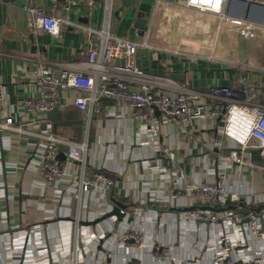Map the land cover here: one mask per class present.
<instances>
[{
	"label": "built area",
	"instance_id": "built-area-1",
	"mask_svg": "<svg viewBox=\"0 0 264 264\" xmlns=\"http://www.w3.org/2000/svg\"><path fill=\"white\" fill-rule=\"evenodd\" d=\"M103 2V28L86 29L89 36L87 60L79 63L83 70H73L67 64L50 69L42 61L36 62V67L30 70V83L36 90L22 102L25 122L15 125L14 119L8 117V102L0 89V149L3 150L7 140H10V137L2 136L4 132L28 138L33 148V155L28 162L0 168V174L2 171L16 173L21 169L41 175L39 180L31 181L32 191L29 195L34 196L39 189L42 201L54 204L53 208L45 204L37 207L38 212L46 216L44 222L62 219L64 216L59 213L60 209L73 207L75 213L72 217V230L68 235H61L54 249L55 255L60 256L65 245H70L67 261L78 264L79 255L92 245L106 241L113 230L111 228L100 234L94 233L91 227H97L108 220L114 223L129 220L127 211L123 209H119L120 217H107L114 208L113 203H107L106 193L115 180L100 170L102 163L109 161V155L103 146L91 142L94 117H130L136 123L135 140L128 147L148 151L149 157L141 159L142 169L152 178L147 190L151 194L155 187L161 189L163 194L158 200L168 207L175 197L167 194V187L176 175L166 167L164 159L157 158L158 154H164L174 159L170 149L162 144L167 126L173 124L179 131L192 135L194 127L198 131V127L204 129L209 121H219L223 124L220 133L230 142V146L218 141L210 149L212 152L217 149L215 160L193 161L191 171L199 174V180L191 181L184 187L190 198L221 208L222 217L210 216L196 205L185 209L181 207L178 211L184 213L186 222L193 220L218 225L221 221V226L226 227L223 233L214 238L212 245L217 246V250L210 264H264L263 249L252 251L247 240V236L251 235L259 244L264 241L259 214L250 212L240 216L231 208L235 202L241 203L238 207L240 209L252 205L254 201H257L255 206L264 204V195H260V200L249 198L248 205H245L240 194L229 190L232 183L229 170L233 164L239 166V174L243 167L264 172V104L255 102L257 95L264 93V67L260 69L263 78L255 89H250L243 81L235 80L230 85H214L198 90L185 82L179 83L171 78L149 74L139 65L141 52L173 54L218 63L220 59L215 56L214 50L219 48L218 41L223 36L236 39L241 48L263 51L264 4L248 0H185V8L201 16L186 28L204 34L206 38L211 36L214 46L210 54L201 53L200 50L192 54L182 47L173 49L168 41L154 42L151 24L141 41L114 36L111 33L114 0ZM162 2L156 0V6ZM71 5L91 10L95 7V0H72ZM20 8L30 17L31 26L41 28L53 36L59 34L64 19L46 12L38 0H25ZM239 66L249 67L245 64ZM69 91L77 93L69 101V106L84 115V136L80 143L58 135L53 124L46 121L45 115H41L60 108L62 94ZM198 144H201V140L196 138L194 145ZM254 155H258V158ZM2 194L9 198L4 191ZM147 202L148 199L143 198L132 208L146 206ZM27 203L31 205L30 200ZM262 213L264 219V210ZM0 219L6 221L7 214L1 213ZM244 220L248 222L242 223ZM181 221L179 218V224ZM42 234L40 224L31 225L16 237L6 234L4 250L7 264H13L15 255L24 250L25 245H34V264H45L47 257L52 261L50 247L41 242ZM141 240V233L138 232L126 231L121 236L122 242L134 243L138 248L142 246ZM153 252L159 264L168 257V249L163 245L154 244ZM24 261L23 257L20 264H25ZM130 264L143 262L137 260Z\"/></svg>",
	"mask_w": 264,
	"mask_h": 264
},
{
	"label": "crops",
	"instance_id": "crops-1",
	"mask_svg": "<svg viewBox=\"0 0 264 264\" xmlns=\"http://www.w3.org/2000/svg\"><path fill=\"white\" fill-rule=\"evenodd\" d=\"M38 1L46 12L64 19L57 36L30 25V17L20 8L25 0H0V89L8 102L7 115L14 119L15 125L26 121L22 102L35 93L29 72L36 67V62L42 61L50 69L67 64L73 70H83L79 63L87 60L89 36L86 29L101 30L104 26L103 0H95V7L91 10L83 6L72 7V0ZM163 1L156 6V0H114L111 33L116 37L141 41L151 24L154 42L168 41L173 49L182 47L192 54L199 50L210 54L214 48L211 36L206 38L204 34L186 28L201 16L189 12L184 6L185 0ZM248 1L264 4V0ZM142 16L146 20L144 30L136 27L137 20ZM218 43L219 48L214 50L215 56L220 59L218 63L173 54L146 53V57H140L139 65L149 74L171 78L179 83L185 82L198 90L214 85H230L235 80L243 81L250 89H255L263 78L260 69L264 67V50L241 48L237 40L229 36H223ZM242 64L249 67H240ZM76 96L75 91L62 94L60 121L65 122L61 126L59 123L55 132L70 141L80 143L84 136V115L69 106V101ZM255 102L264 104V93L257 95ZM72 115L75 118L70 121L69 117ZM222 125L219 121H209L204 129L198 127L197 131L194 127L192 135L179 131L173 124L167 126L162 144L170 149L174 159L164 154H158L157 158L164 159L166 167L176 175L167 187V194L175 197L168 207L158 200L163 194L161 189L155 187L151 194L147 190L152 178L142 169L141 159L149 157L148 151L128 147L135 140L136 123L130 117H94L91 142L103 146L109 155V161H104L100 170L115 180L106 193L107 203H113L119 209L127 211L129 220H119L118 223L108 220L97 227H91L94 233L100 234L111 228L113 230L106 241L92 245L79 255L78 264H130L137 260H142L143 264H159L154 258V244L168 249V257L162 264H210L217 250V246L212 245L214 238L223 233L226 227L221 226V221L218 225L193 220L186 222L184 213L179 212L178 208L196 205L210 216L222 217L221 208L190 198L184 187L191 181L199 180V174L191 171L193 161L215 160L217 149L214 152L210 149L218 141L230 146V142L220 133ZM79 133L80 139L76 137ZM2 136L10 137V140H7L3 150L0 149V168L26 163L31 159L33 148L28 138L9 132L2 133ZM196 138L201 140V144L197 146L194 145ZM237 169L239 166L233 164V168L229 170V178L232 180L230 192L240 194L245 205H248L251 197L260 200V195H264V172L243 167L239 174ZM37 178L39 180L41 175L21 169L16 173L2 171L0 174V214H7L6 221L0 219V264H7L5 235L16 237L34 224L42 226L41 242L51 250L52 261L47 257L45 264L71 262L67 261L66 256L67 251H71L70 245H65L60 256L55 255L54 247L59 243L61 235H68L72 230L75 210L72 206L70 209L61 208L59 213L64 216L62 219L44 222L46 216L38 212L37 207L45 204L46 207L53 208L54 204L43 202L40 196L42 192L37 188L34 196L29 195L32 191L31 181ZM3 191L9 198L2 194ZM143 198L148 199L146 206L132 208ZM27 200H30L31 205ZM255 202L257 201L249 206H255ZM240 204L235 202L230 206L234 211L236 208L240 209ZM82 213L86 215L85 212ZM178 217L182 219L180 224ZM126 231L141 233V248L133 245L134 243L121 241V236ZM247 240L252 251H264V241L259 244L251 235L247 236ZM33 246L25 245L24 250L15 255L13 264H20L23 257L25 264H34Z\"/></svg>",
	"mask_w": 264,
	"mask_h": 264
},
{
	"label": "water",
	"instance_id": "water-1",
	"mask_svg": "<svg viewBox=\"0 0 264 264\" xmlns=\"http://www.w3.org/2000/svg\"><path fill=\"white\" fill-rule=\"evenodd\" d=\"M62 2H64L65 0H60ZM98 1V0H97ZM145 25H146V20L145 18L142 16L140 19L137 20L136 22V27L140 30H144L145 29ZM140 57H146V52L143 53H139ZM124 64V62L122 61V65ZM60 108H55L54 110L47 112V113H43L41 115H45L46 117V121H49L53 124L54 129L57 128L58 125V121L60 119ZM113 206V212L108 215L107 217H111L113 215L120 217V210L117 206ZM264 210V204H257L255 207H250V208H242V209H235V213L236 214H243V215H247L250 212H256L259 214L260 220H261V225H262V231L264 233V219H263V213L262 211ZM248 220H244L242 223H247Z\"/></svg>",
	"mask_w": 264,
	"mask_h": 264
},
{
	"label": "trees",
	"instance_id": "trees-1",
	"mask_svg": "<svg viewBox=\"0 0 264 264\" xmlns=\"http://www.w3.org/2000/svg\"><path fill=\"white\" fill-rule=\"evenodd\" d=\"M72 108H74V107H72ZM75 109V108H74ZM75 111H77V112H79L80 113V111H78L77 109H75ZM73 118H75V117H73V115H72V117L70 116L69 117V119H70V121H71V119H73ZM65 122V121H64ZM64 122H62V120L60 121V119H59V121H58V124L61 126V123H64ZM72 124H74L73 122H71ZM80 135H81V133H79L76 137L78 138V139H80L81 137H80ZM254 157L257 159L258 158V155H254Z\"/></svg>",
	"mask_w": 264,
	"mask_h": 264
}]
</instances>
